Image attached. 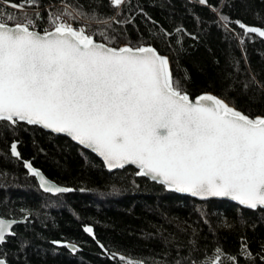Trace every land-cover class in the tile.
Listing matches in <instances>:
<instances>
[{
	"label": "trees",
	"instance_id": "trees-1",
	"mask_svg": "<svg viewBox=\"0 0 264 264\" xmlns=\"http://www.w3.org/2000/svg\"><path fill=\"white\" fill-rule=\"evenodd\" d=\"M20 2L0 0V11L21 15L10 7ZM67 2L108 21L107 35L115 37L110 46L143 44L167 57L174 79L191 99L208 93L251 118L264 117V40L245 35L236 23L264 30V0H207L205 5L126 0L119 8L110 0ZM60 7L61 0H38L41 19L35 30L43 32L49 12ZM35 10L25 7L29 15ZM105 27L92 24L94 30ZM94 39L108 43L99 34ZM12 143L18 158L11 155ZM24 163L72 191L43 194ZM136 173L131 167L108 172L91 153L37 127L0 123V218L23 221L0 245V259L7 264H122L123 255L134 264H205L220 249V264H264V211L199 202L166 192ZM85 227L92 228L91 235ZM69 243L77 250L68 251ZM242 243L250 258L241 252Z\"/></svg>",
	"mask_w": 264,
	"mask_h": 264
},
{
	"label": "snow or ice",
	"instance_id": "snow-or-ice-1",
	"mask_svg": "<svg viewBox=\"0 0 264 264\" xmlns=\"http://www.w3.org/2000/svg\"><path fill=\"white\" fill-rule=\"evenodd\" d=\"M124 3L110 0L115 8ZM26 6H36L35 19ZM10 7L22 14L0 13V123L66 134L109 170L134 165L137 175L171 191L264 208V117L251 118L210 94L193 101L174 79L167 57L143 44L110 46L115 37L107 35L108 21L83 6L61 0V7L49 12L43 34L35 30L38 0ZM78 21L83 24L74 26ZM236 23L245 35L264 38V30ZM92 24L106 27L94 30ZM97 34L108 43L97 42ZM10 151L20 156L16 143ZM25 167L45 192L72 191L51 184L31 163ZM15 223L0 218V245L14 235ZM241 252L251 257L244 243ZM219 253L205 264H220ZM119 260L134 264L123 255Z\"/></svg>",
	"mask_w": 264,
	"mask_h": 264
},
{
	"label": "water",
	"instance_id": "water-1",
	"mask_svg": "<svg viewBox=\"0 0 264 264\" xmlns=\"http://www.w3.org/2000/svg\"><path fill=\"white\" fill-rule=\"evenodd\" d=\"M40 33L43 34V32H40ZM255 35H256V34H255ZM258 37H259V36H258ZM259 38H261V37H259ZM261 39L264 40V38H261ZM99 43H100V42H99ZM123 47H124V46H123ZM161 56H162V55H161ZM204 94H208V93H202V94H199V95H197L196 97L192 98V100L194 101L197 97H199V96H201V95H204ZM210 95H211V94H210ZM190 99H191V98H190ZM254 118H256V117H254ZM19 124H24V125L31 126V127H37L38 129H40V130H42V131H44V132H46V133H50V134H52V135H55V136H59V137H63V138H65L66 140L70 141L71 143L77 145V146L80 147L81 149H83V150H85V151L91 153L93 156H95V157L101 162V164L103 165L104 169H105L106 171H108V172H114V171H120V170H122V169H113V170H109V169L106 167V165L104 164L103 159H102L101 157H99V156H98L96 153H94L91 149H87V148H85L83 145L78 144L76 141L72 140V138L69 137V136H67L66 134H63V133H54V132H52L51 130H49V129H44V128L38 126V125H28V124L23 123V122H21V123H19ZM25 164H26V163H24V167H25ZM127 167H131V168H133L136 172H138V169H137L134 165H127L125 168H127ZM25 169H26V171H28V169H27L26 167H25ZM28 172H29V171H28ZM39 172H40V171H39ZM40 173H41V172H40ZM41 174H42V173H41ZM42 175H43V174H42ZM43 176H44V175H43ZM33 177H34V176H33ZM136 177H137V178H144V179H146V180L149 181V182L155 183V184H157V185H161V186L165 189L166 192L174 193V194H177V195H180V196H183V197H188V198L194 199V200L199 201V202H205V201H226V202L232 203V204H234V205H236V206H238V207H240V208H242V209H247V210H251V211L256 210V209H249V208H246V207H244V206H241V205L238 204V202L233 201V200H231L230 198H227V197H209L208 199H204V200H202V199H200V198H198V197H193V196H191V195H189V194H187V193H180V192H175V191L168 190V189L165 188L164 185H162V184H160V183H158V182H156V181L151 180L149 177H142V176L137 175V173H136ZM44 178H45L46 180H48L51 184H53V185H55V186H57V187L66 188V187H63V186H60V185L56 184L55 182L51 181L50 179L46 178L45 176H44ZM34 179H35V181H36V183H37V186H38L39 190H40L43 194H48V195H51V196H56V195H58V194H64V193L53 194V193L45 192V191L40 187V182H39V180H38L36 177H34ZM65 193H67V192H65ZM257 209H260V210L264 211V208H257ZM7 220H9V219H7ZM21 223H23V221H16V223L13 224L12 228H13L15 225H17V224H21ZM12 228L10 229V231H12ZM85 228H89V227H85ZM85 228H84V232H85L87 235H91V234H89L88 232L85 231ZM11 236H12V235H9V236H6V237H11ZM72 246H74L75 249L77 250V248H76L75 245L70 244V243H69V244H65V248H66L68 251H70V252H74ZM76 250H75V251H76ZM6 264H7V263H6Z\"/></svg>",
	"mask_w": 264,
	"mask_h": 264
},
{
	"label": "built area",
	"instance_id": "built-area-1",
	"mask_svg": "<svg viewBox=\"0 0 264 264\" xmlns=\"http://www.w3.org/2000/svg\"><path fill=\"white\" fill-rule=\"evenodd\" d=\"M49 27V24H48V20L45 22L44 24V29L48 28Z\"/></svg>",
	"mask_w": 264,
	"mask_h": 264
},
{
	"label": "rangeland",
	"instance_id": "rangeland-1",
	"mask_svg": "<svg viewBox=\"0 0 264 264\" xmlns=\"http://www.w3.org/2000/svg\"><path fill=\"white\" fill-rule=\"evenodd\" d=\"M0 13H3L2 11H0ZM5 13V12H4Z\"/></svg>",
	"mask_w": 264,
	"mask_h": 264
},
{
	"label": "bare ground",
	"instance_id": "bare-ground-1",
	"mask_svg": "<svg viewBox=\"0 0 264 264\" xmlns=\"http://www.w3.org/2000/svg\"><path fill=\"white\" fill-rule=\"evenodd\" d=\"M48 20V19H47ZM101 43V42H100ZM37 170V169H36ZM39 171V170H38Z\"/></svg>",
	"mask_w": 264,
	"mask_h": 264
}]
</instances>
